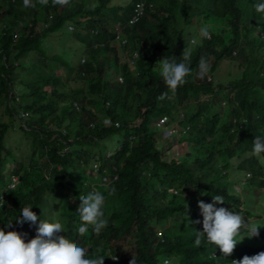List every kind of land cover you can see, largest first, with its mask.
<instances>
[{
    "label": "trees",
    "instance_id": "16d2710c",
    "mask_svg": "<svg viewBox=\"0 0 264 264\" xmlns=\"http://www.w3.org/2000/svg\"><path fill=\"white\" fill-rule=\"evenodd\" d=\"M135 2L81 0L58 12L60 6L53 7L51 0L35 8H25L23 0H0V198L4 201L0 229L14 231L28 243L36 237L41 220H58L64 228L58 235L81 246L90 244L89 254L103 255L104 264H129L132 258L137 264H162V258L173 264H232L235 258L264 252V226L258 236L249 238V243L257 244L237 247L235 257H224L214 245L195 244L196 232L203 230L199 201L212 203V196L220 195L224 203L216 208L245 219L250 216L240 209L241 193L234 188L239 179L230 177L231 170L250 173L242 189L249 185L252 190L264 189V154H251L254 138H264V14L252 8L258 0H152L155 13L138 23L137 36L131 35V40L146 41L154 49L128 65L120 63L119 49L111 46L112 26H106L112 13L128 17ZM90 3L104 11L100 26L91 28L98 31L95 36L90 35L89 22L82 25L76 19L89 11ZM195 18L208 26L210 39L201 37L187 53L192 80L185 77L186 83L161 101L159 95L168 89L155 54L161 60L179 59L184 49L181 37H188ZM69 25L76 29L69 31ZM145 26L150 29L148 37L142 35ZM52 32L61 38L57 51L47 58L41 45ZM74 41L81 50L76 64L65 55L66 45ZM233 52L243 70L222 87L211 75L220 61L235 57ZM31 53L26 67L23 58ZM201 57L208 67L203 79L198 75ZM24 68L35 78L19 80L13 75ZM117 76L123 77L122 84ZM202 96L208 103L201 104ZM218 97L223 101L215 102ZM223 106L228 107L225 116ZM178 111L184 115L175 128L185 124L187 129L180 131L178 143L191 147L183 156L171 152L169 141L157 147L155 123L165 118L164 125H171ZM121 130L125 133L119 147L98 155L99 142ZM15 131L29 141L27 164L19 160L20 147L10 148L5 138ZM169 136L163 132L164 139ZM92 159L98 164L90 178L83 164ZM13 177L18 182L9 188ZM94 190L106 197L108 225L99 235L91 226L81 235L78 197ZM248 193L252 195L251 190ZM26 206L37 215V222L17 225L15 220ZM9 222L11 228L6 227ZM241 235L246 231L242 229ZM113 256L118 259L113 261Z\"/></svg>",
    "mask_w": 264,
    "mask_h": 264
},
{
    "label": "clouds",
    "instance_id": "9594fccd",
    "mask_svg": "<svg viewBox=\"0 0 264 264\" xmlns=\"http://www.w3.org/2000/svg\"><path fill=\"white\" fill-rule=\"evenodd\" d=\"M180 1L185 2V0ZM37 4L47 6L49 0H35V2L33 0H23V6L25 8H35ZM51 4L53 7L59 5L60 7L58 9L60 11L68 5H71L70 0H51ZM137 5L141 6L139 11H137ZM123 6H126V4ZM252 8L263 16L264 0H258ZM155 11L152 0H136L133 5V11L128 17L122 18L115 13L111 14L112 19L106 27L112 26L111 33L113 35V41L111 46L119 49L118 58H120V63L125 61L128 65H134L142 55H145L147 51L145 52L140 48L138 39L133 43L131 35L136 37L135 29L138 23L147 18L150 12L155 13ZM103 12L96 10L95 3H90L89 11L87 13H80L76 19L82 25L89 22L90 35L95 36L98 31L91 28L100 26L103 21ZM116 17L118 18L117 20H115ZM193 25L194 27L190 30L188 37H181L184 44L180 48L184 47V49L179 59L173 56L170 59L163 58L161 60L158 54H155V59H157V62L159 60L158 64H160V76L168 89V91L162 92L159 95L158 99L161 101L170 98L169 94H174L178 86L185 84V77L191 73V68L186 63L190 59L186 48H194L201 37L210 39L209 28H200L197 24ZM73 26L69 25L68 30L74 31L76 27ZM178 26L182 28V24L178 23ZM256 29L257 33L261 30L259 24ZM177 31L181 34V29H177ZM80 32L85 33V29L81 28ZM148 44L150 49H154L150 43ZM235 54L236 52L232 53L233 56ZM207 71L206 60L201 57L199 62V77L203 79ZM117 81L122 84L123 77L117 76ZM163 119L165 118L158 120L155 125L166 133L170 131V128L174 130L173 128L175 127L171 126L172 124L164 125L166 119L164 121ZM252 143L253 149L251 154L253 156L260 157L261 154H264V138L256 136ZM246 176L245 179L250 178L251 175L247 173ZM170 191L175 194L173 190ZM109 194L111 195L112 193ZM78 199L80 203L76 212L79 214L81 222L78 227V233L81 235L85 234L89 226H91L94 234L99 235L108 225V219L105 218L103 210L106 199L105 195L94 190L86 195L81 194ZM223 203L224 198L220 195L212 196V203L206 204L203 201L198 202L197 206L200 210V215L203 217V230L196 232L195 244L201 246L203 242L206 246L214 245L219 248L224 257H227L233 253L237 243L241 242L245 237L252 238L258 236V229L261 226H258L255 222L250 223L249 221H245L244 216L239 213L214 206ZM3 206L4 201L0 198V208ZM31 209L30 206L22 208L15 223L17 225H23L25 223L35 224L38 217ZM240 209L244 210L243 208ZM196 223H199V221H196ZM12 226L13 223L9 222L6 227L11 228ZM242 229L246 231V236L241 235ZM58 233H64V228L58 220L54 222L41 220L36 231V237L28 243L23 241L20 234L14 231L6 233L3 229H0V264H104L105 257L103 255L89 254V249H91L90 244L81 246L65 236L58 235ZM237 237H240V239L238 240ZM211 256L215 258L213 251L211 252ZM111 259L115 261L118 258L113 256ZM231 262L232 264H264V252H260L252 257L244 256L239 261L235 258ZM129 264H137V262L132 258ZM162 264H170V260L168 258H162Z\"/></svg>",
    "mask_w": 264,
    "mask_h": 264
},
{
    "label": "rangeland",
    "instance_id": "374dc122",
    "mask_svg": "<svg viewBox=\"0 0 264 264\" xmlns=\"http://www.w3.org/2000/svg\"><path fill=\"white\" fill-rule=\"evenodd\" d=\"M80 1L81 0H70V4L80 3ZM119 1L120 0H114V4H121V3H119ZM124 2H127V0H124ZM243 8H244V6H242V9ZM58 11H60V9H58ZM177 19L179 21V24H182L183 20H182V14L181 13L177 14ZM193 23L197 24L200 28H206V29L208 28L207 26L203 25L201 21H200V23H196V18L194 19ZM150 34L151 33H150L149 27L145 26L144 30L142 31V35L148 37V36H150ZM57 36H58V32L49 33L47 38L43 41V43L41 45L42 49L45 51L47 58H50L52 56L53 52L57 51V49H58V48H55V46L57 47V44H58L57 40H59L61 37H57ZM138 45L145 52L150 49V46L146 41H138ZM78 48H79V45L77 44L76 41L68 42V44L66 45V48H65L66 57L68 58V60L70 62L73 61L74 64H76L77 60L80 58L81 50ZM190 49H191V47L186 48L187 52H189ZM33 55H34V53L27 54L26 57L23 58L26 67L30 63V58ZM158 62H159V60H158ZM37 65H39V62L37 63ZM42 68L45 70V65H42ZM242 68L243 67L241 65V60L238 59L237 56H235L233 58L224 59V60L220 61L217 68L215 69V71L212 73L211 76L216 82L221 83L222 87H226L229 85L230 81H232L234 78L239 76V74L243 70ZM67 74H68V70L66 71V75ZM13 75L15 77H18L19 80H25V79L30 80V79H34L36 76V74H34V72L32 70L25 69V68L22 69L21 71L15 70L13 72ZM59 75H60V73L57 72V76H59ZM189 80H192V74L189 75ZM62 82L65 83V81H62ZM17 84L19 85L18 82H17ZM201 99H202L201 104L208 103V102H206V100H207L206 96H202ZM229 99L230 100L233 99L232 95L229 97ZM219 101H223V100H221V98L218 97L215 102H219ZM189 102H190L189 100L184 102L183 106ZM98 106H100V105L98 104ZM183 106L182 107L178 106V109L183 110ZM223 109H224L223 115L225 116L226 113L228 112V107L223 106ZM181 114L184 115V113H182V111H178L174 114V122H172L171 126L175 127L176 122L181 121V119H182ZM3 121H6L5 117H3ZM103 122L108 123V121H103ZM184 127H185V124H181L179 127L177 126L176 129L173 128L174 130H171V128H170V131L167 132L166 134H170L172 136L168 139H164L162 137L163 131L161 129H159V128L156 129V133H157L156 136L158 138L157 147L161 146V144L164 141H169L171 143V146H172L171 152L173 151L176 154V156L185 155L187 153V151L190 150L189 148H191V147L188 146V144H186V143H182V144L178 143L180 131L181 130H183V131L187 130V129L184 130ZM124 133H125V131L121 130V131L113 132V133L109 134L108 136L104 137L98 144L97 154L99 155V154L113 153L119 147V144L123 138ZM5 138L8 140V143H9L8 146L10 148L14 149L15 147H20L19 150H17V151H19V154H18L19 160L22 163L27 164V162L29 160L28 158H29L30 152L28 151V147H26V145H27L26 142L29 143V141L28 140L26 142H25V140L23 141V136L21 135V133L19 131L9 132L6 134ZM64 150H66V149H64ZM87 161H88V159H87ZM93 162H95V161H93V159H92L87 164H83V168L85 169V174H86V176H88L90 178L94 177L93 171H94L95 167H94ZM95 163L98 164V162H95ZM96 170H97V166H96ZM245 174H246V171H237V170H231L230 171V177H232V179H234L235 177H238V179H239V183L236 184L234 186V188H235V191L241 193L240 194V200L243 203V206H241V208L246 209L247 211L250 212L249 218L248 219L244 218L245 221H249L250 223L255 222L258 224V226L262 227V226H264V189L252 190L250 185L248 187L242 189V183L245 181L244 180ZM45 175H47V174L45 173ZM249 190L252 191V195L250 193H248ZM254 192H258L259 196L258 197L253 196ZM172 194H174V193H172ZM128 240H131V239H128ZM249 242H250L249 238H244L241 241V243H239L238 245L235 246L233 253L231 255H229V257L237 256V254H238L237 247H241V246L253 247L257 244V243H249ZM170 264H173V262L171 261Z\"/></svg>",
    "mask_w": 264,
    "mask_h": 264
},
{
    "label": "built area",
    "instance_id": "2783aa9c",
    "mask_svg": "<svg viewBox=\"0 0 264 264\" xmlns=\"http://www.w3.org/2000/svg\"><path fill=\"white\" fill-rule=\"evenodd\" d=\"M137 7V11H139L140 9H141V6L140 5H137L136 6ZM119 81L121 82V79L119 78ZM165 119H163V121H164ZM105 121H108V120H105ZM96 166H97V164L95 163L94 164V167H95V171H96ZM17 182H18V179H17V177H13V178H11V183H9L8 184V187L9 188H12L13 186H14V184L16 185L17 184Z\"/></svg>",
    "mask_w": 264,
    "mask_h": 264
}]
</instances>
